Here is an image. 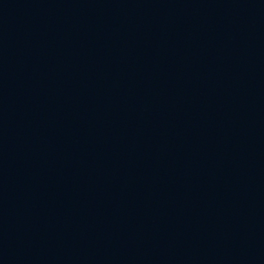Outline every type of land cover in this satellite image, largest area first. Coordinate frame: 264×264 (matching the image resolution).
Returning <instances> with one entry per match:
<instances>
[{
    "label": "water",
    "instance_id": "water-1",
    "mask_svg": "<svg viewBox=\"0 0 264 264\" xmlns=\"http://www.w3.org/2000/svg\"><path fill=\"white\" fill-rule=\"evenodd\" d=\"M165 264H264V0H235L203 149Z\"/></svg>",
    "mask_w": 264,
    "mask_h": 264
}]
</instances>
